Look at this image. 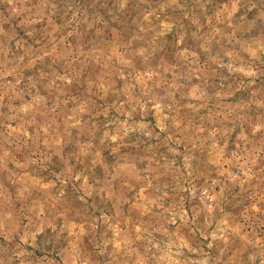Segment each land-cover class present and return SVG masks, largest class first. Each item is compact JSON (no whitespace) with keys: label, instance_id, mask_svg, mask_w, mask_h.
Here are the masks:
<instances>
[{"label":"rangeland","instance_id":"obj_1","mask_svg":"<svg viewBox=\"0 0 264 264\" xmlns=\"http://www.w3.org/2000/svg\"><path fill=\"white\" fill-rule=\"evenodd\" d=\"M0 264H264V0H0Z\"/></svg>","mask_w":264,"mask_h":264}]
</instances>
